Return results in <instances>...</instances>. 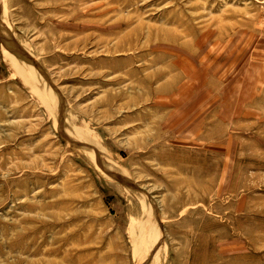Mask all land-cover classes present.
<instances>
[{
	"label": "rangeland",
	"instance_id": "1",
	"mask_svg": "<svg viewBox=\"0 0 264 264\" xmlns=\"http://www.w3.org/2000/svg\"><path fill=\"white\" fill-rule=\"evenodd\" d=\"M0 264H264V0H0Z\"/></svg>",
	"mask_w": 264,
	"mask_h": 264
}]
</instances>
